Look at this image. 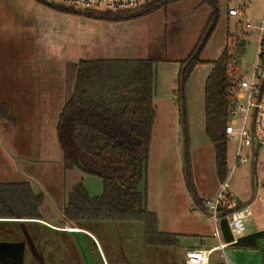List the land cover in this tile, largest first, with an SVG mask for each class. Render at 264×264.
<instances>
[{
	"label": "rangeland",
	"instance_id": "rangeland-1",
	"mask_svg": "<svg viewBox=\"0 0 264 264\" xmlns=\"http://www.w3.org/2000/svg\"><path fill=\"white\" fill-rule=\"evenodd\" d=\"M43 1L51 4L49 0ZM158 1L148 0L147 4L154 3L158 7ZM215 1L213 31L199 55L200 63L182 85H179L181 62L188 58L207 29L211 8L201 5L199 0H181L122 24L138 40L136 51L147 59L157 60L153 64L155 118L145 178L139 191L144 196L146 209L155 214L158 231L161 232L166 223L172 225L171 231L177 234V246H146L140 223L82 222L80 228L90 234L92 243L85 235L57 234L37 224L0 222V243L22 242L28 237L34 244L40 259H35L32 252L25 249L22 264H39L41 260V264H184L185 250H209L217 245L214 228L203 209L205 201H201L217 193L222 183L216 173L214 146L205 134L204 83L212 63L226 48L233 66L232 79L250 78L258 49V29L264 17V0ZM229 9L236 10L237 17H229ZM129 13L134 15L139 11ZM42 17L45 21V16ZM80 20L53 14L52 19L43 23L39 16V24L50 27L52 42L68 44L71 52L75 47L82 49L78 43L87 45L91 34V26ZM246 21L252 28L245 27ZM205 37L206 34L203 41ZM241 40L245 43L238 49ZM234 151L235 142L227 140L224 179L227 192L234 197L233 205L249 203L251 213L245 220L244 231L235 237L239 240L264 231V186L256 181L257 177L264 178V148L258 149L253 161V178L250 158L247 164L231 170ZM242 155L249 157V152L243 151ZM69 183L70 188L81 184L92 197L102 194L101 179L80 169L67 173ZM195 201H200L201 207ZM216 231L218 241L226 243L220 222ZM47 240L52 241V247ZM210 264H264V240L255 250L229 243L221 252L212 253Z\"/></svg>",
	"mask_w": 264,
	"mask_h": 264
},
{
	"label": "trees",
	"instance_id": "trees-1",
	"mask_svg": "<svg viewBox=\"0 0 264 264\" xmlns=\"http://www.w3.org/2000/svg\"><path fill=\"white\" fill-rule=\"evenodd\" d=\"M36 1L62 13L116 23L151 14L155 8L181 0H159L158 7L154 3L146 4L134 15L127 11L80 12L43 0ZM199 1L211 8L209 25L188 58L181 62L179 85L200 63L199 55L214 28L211 24L216 23V1ZM209 28L208 37L203 42ZM156 61L83 60L78 63L73 93L58 118L57 141L64 170L80 169L98 176L103 190L99 197H92L81 184L72 187L66 196L62 217L77 224L140 223L144 228L146 246L175 247L178 243L176 235L158 231L155 214L146 209L144 196L139 191V185L145 178L155 118L152 99L153 64ZM232 67L230 52L226 48L212 63L204 83L205 134L214 146L215 167L220 182L226 177L227 137L224 129L233 104ZM0 117L11 120L1 104ZM42 201L43 197L34 194L27 182L0 183V220H40ZM195 202L201 207L200 201ZM220 223L223 238L229 244L232 236L227 222L222 219ZM261 240H264V231L241 238L234 246L255 250Z\"/></svg>",
	"mask_w": 264,
	"mask_h": 264
},
{
	"label": "crops",
	"instance_id": "crops-1",
	"mask_svg": "<svg viewBox=\"0 0 264 264\" xmlns=\"http://www.w3.org/2000/svg\"><path fill=\"white\" fill-rule=\"evenodd\" d=\"M53 14L87 22L84 24L91 26L87 45L78 43L82 49L75 47L71 52L68 44H54L50 27L39 24V16L40 22L47 23ZM127 21L103 22L70 15L36 0H0V104L11 119L0 117V183L27 182L34 194L43 197L39 221L47 225V231L90 235L80 224L62 217L72 188L63 168L57 122L73 93L80 61L147 59L136 51V37L122 25ZM164 225L160 233L177 235L171 224ZM101 258L104 261L103 255Z\"/></svg>",
	"mask_w": 264,
	"mask_h": 264
},
{
	"label": "built area",
	"instance_id": "built-area-1",
	"mask_svg": "<svg viewBox=\"0 0 264 264\" xmlns=\"http://www.w3.org/2000/svg\"><path fill=\"white\" fill-rule=\"evenodd\" d=\"M51 4L70 8L80 12H131L139 11L148 0H49ZM229 17H237L234 9H229ZM246 28H252L245 22ZM259 42L253 71L250 78L235 79L231 88L232 107L224 132L227 140L235 142V151L232 158L231 170L238 165L247 164L249 158L254 161L258 149L264 148V17L262 26L258 29ZM248 151L249 157L242 152ZM253 176H255L253 171ZM256 181L264 186V178L257 177ZM227 182L223 181L213 200H206L203 209L209 222L214 228L217 245L209 250L193 249L185 253L184 264H210L214 251L221 252L225 245L218 241L217 224L222 219L227 222L232 236L231 244L236 243V236L244 231L245 220L251 215L249 204L233 205L234 197L227 192ZM264 204V202H263ZM0 222L37 223L47 227L39 220H11L3 219Z\"/></svg>",
	"mask_w": 264,
	"mask_h": 264
},
{
	"label": "water",
	"instance_id": "water-1",
	"mask_svg": "<svg viewBox=\"0 0 264 264\" xmlns=\"http://www.w3.org/2000/svg\"><path fill=\"white\" fill-rule=\"evenodd\" d=\"M209 32L210 30L208 31V34ZM208 34H206L204 41L207 39ZM244 43H245L244 40L239 41L237 44V48L241 49ZM253 171H254V163H253V160H251L252 178H253ZM23 252H24V249H23L22 244L0 243V259L6 258L12 264H22L21 259L23 257Z\"/></svg>",
	"mask_w": 264,
	"mask_h": 264
},
{
	"label": "flooded vegetation",
	"instance_id": "flooded-vegetation-1",
	"mask_svg": "<svg viewBox=\"0 0 264 264\" xmlns=\"http://www.w3.org/2000/svg\"><path fill=\"white\" fill-rule=\"evenodd\" d=\"M17 224H24V223H17ZM47 242L49 243V246L52 247V245H53V244H51L52 241L47 240ZM10 243L22 244L24 251H25V249H28V250H30L32 252L34 258L37 256V254L35 252L34 244H32L31 242H28L27 237H24V241H22V242H18V241L16 242L15 241V242H10ZM5 262H7V264H12L6 258L0 259V264H5Z\"/></svg>",
	"mask_w": 264,
	"mask_h": 264
}]
</instances>
